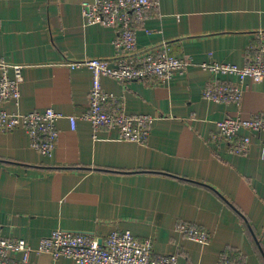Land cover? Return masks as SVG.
I'll use <instances>...</instances> for the list:
<instances>
[{
    "label": "crops",
    "instance_id": "0c3cea01",
    "mask_svg": "<svg viewBox=\"0 0 264 264\" xmlns=\"http://www.w3.org/2000/svg\"><path fill=\"white\" fill-rule=\"evenodd\" d=\"M88 1L0 0V60L24 66L21 97L6 110L53 109L64 116L50 157L24 129L0 133V235L36 249L58 229L100 238L123 230L152 239L158 255L177 254L179 264H221L229 257L264 264V133L252 136L248 155L212 142L217 121L264 113V82L251 85L241 108L219 104L204 98L215 78L200 67L210 59L239 67L254 59L264 41V0H159L138 30V47L166 43L194 65L166 85L102 79L129 114L152 116L147 145L119 141L117 130L106 128L95 138L81 119L92 72L66 63L116 55L117 31L86 25ZM70 116L78 117L75 131ZM180 222L209 231L211 242L184 238L176 232ZM31 262L77 264L35 252Z\"/></svg>",
    "mask_w": 264,
    "mask_h": 264
},
{
    "label": "built area",
    "instance_id": "2783aa9c",
    "mask_svg": "<svg viewBox=\"0 0 264 264\" xmlns=\"http://www.w3.org/2000/svg\"><path fill=\"white\" fill-rule=\"evenodd\" d=\"M86 25H102L117 31L116 55L110 59H85L66 63L71 68L86 67L92 72V89L88 111L81 117L91 123L94 137L100 129L117 130L118 140L147 145L153 118L147 114H129L119 105L115 95L104 90L102 79L110 77L121 84L148 82L166 85L175 76L193 66L190 57L171 54L168 44L159 48H139L138 30L149 15L160 7L159 0H93L82 4ZM254 59L243 67L219 63L212 59L200 67L213 75L215 81L204 90V98L219 104H233L241 108L244 94L251 85L264 82V41L255 48ZM24 66L0 60V133L24 129L33 147L42 155H53L60 139L58 122L64 116L53 109L25 114L9 113L6 104L21 97ZM235 78V82L221 81ZM71 129H77L78 117H67ZM246 132L248 134H241ZM264 133V113L245 119L242 116L224 118L216 122L212 142L226 144L235 155H248L252 136ZM176 232L184 238L207 245L212 240L209 231L190 223L180 222ZM47 254L54 261L62 258L77 264H179L177 254L158 255L152 239H140L130 231L116 230L104 238L92 234L75 233L63 229L42 238L35 249L19 238L0 235V264H33L32 253ZM19 256L21 258H19ZM221 264H241L229 257Z\"/></svg>",
    "mask_w": 264,
    "mask_h": 264
},
{
    "label": "trees",
    "instance_id": "16d2710c",
    "mask_svg": "<svg viewBox=\"0 0 264 264\" xmlns=\"http://www.w3.org/2000/svg\"><path fill=\"white\" fill-rule=\"evenodd\" d=\"M237 261V260H236Z\"/></svg>",
    "mask_w": 264,
    "mask_h": 264
}]
</instances>
